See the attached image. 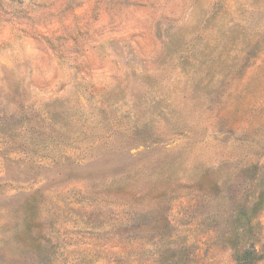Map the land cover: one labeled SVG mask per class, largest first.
I'll use <instances>...</instances> for the list:
<instances>
[{
	"label": "rangeland",
	"instance_id": "rangeland-1",
	"mask_svg": "<svg viewBox=\"0 0 264 264\" xmlns=\"http://www.w3.org/2000/svg\"><path fill=\"white\" fill-rule=\"evenodd\" d=\"M0 264H264V0H0Z\"/></svg>",
	"mask_w": 264,
	"mask_h": 264
}]
</instances>
